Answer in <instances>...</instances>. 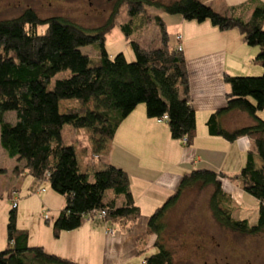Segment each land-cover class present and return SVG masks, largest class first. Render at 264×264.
Instances as JSON below:
<instances>
[{"label": "trees", "instance_id": "trees-1", "mask_svg": "<svg viewBox=\"0 0 264 264\" xmlns=\"http://www.w3.org/2000/svg\"><path fill=\"white\" fill-rule=\"evenodd\" d=\"M121 6H126L129 17L139 18L137 23L130 21L121 26L134 54L131 62L123 53L110 56L106 49V36L116 26ZM145 6L189 21H210L220 31L238 30L245 43L260 48L255 60L263 68L261 76H226L230 88L226 107L207 121L212 136L230 142L250 138L262 167H256L250 152L237 175L228 176L209 168L195 170L182 178L176 193L149 217L147 233L156 235L157 251L143 263L178 264L161 239L166 215L187 189L213 188L209 207L215 222L225 231L243 235L264 233V121L257 116L264 111V6L255 8L250 19L244 20L236 15V7L221 14L200 0H175L168 4L120 0L110 19L91 32L59 16L40 19L32 9L14 19L0 20V146L9 158L24 162L22 167L13 169L14 174L26 172L36 180L47 181L64 198L65 206L51 224L55 239L80 228L85 219L92 220L102 211L109 227L131 231L140 209L130 193L128 174L110 165L95 172L90 181L88 174L80 170L75 147L65 143L63 130L65 126L88 130L97 153L113 139L122 121L144 104L148 118L168 116L172 139L186 140V146L193 143L196 114L190 101L182 51L170 43L159 16L154 20L160 30L158 48H143L129 40L133 32L152 22ZM42 27L45 29L40 32ZM93 45L97 46V59L83 52ZM71 101L78 105L63 112L62 103ZM90 104L93 106L89 107ZM232 111L245 112L254 124L234 131L223 129L220 117ZM8 114H13L14 121L6 120ZM0 174H6V170L0 169ZM222 179L241 184L242 190L257 200L256 223L233 216L232 199L224 192ZM109 192L115 198L109 199ZM120 196L125 198L123 205L116 201ZM6 240L0 264H79L47 253L42 246H30L28 232L17 228L13 207L8 215Z\"/></svg>", "mask_w": 264, "mask_h": 264}, {"label": "crops", "instance_id": "crops-1", "mask_svg": "<svg viewBox=\"0 0 264 264\" xmlns=\"http://www.w3.org/2000/svg\"><path fill=\"white\" fill-rule=\"evenodd\" d=\"M200 1L221 14L236 7V15L244 20L250 19L255 8L264 6V0ZM159 17L165 25L170 43L176 46V37L181 36L190 101L196 114L193 143L186 146L181 140L172 139L167 122L159 123L148 118L146 107L140 105L122 121L115 136L104 144L102 151L94 153L89 138L80 143L73 140L66 143L75 147L80 170L88 174L90 181L95 172L110 165L124 170L129 176L130 193L134 204L140 209V217L129 232L122 231L119 226L109 227L104 220L85 219L80 228L64 232L57 239L53 237L52 229L49 232L42 223L37 222L34 233H42V237L46 238L38 241V235H31V231H28L29 245H39L38 242L50 244L53 251L50 254L79 264H141L138 261L140 251H152L156 241V235L147 233L149 217L176 193L184 176L203 168L228 176L237 175L245 166L250 152L253 153L256 167H262L250 138L241 137L230 142L210 135L207 127L209 117L226 107V97L230 91L225 82L226 76H259L263 73L261 64L255 60L260 48L245 43L238 30L220 31L210 21H189L180 15L162 11ZM156 40V45L151 48L160 46V40ZM258 113L257 116L264 121V114ZM219 123L223 129L234 131L252 126L254 120L245 112L232 111L222 115ZM73 131L84 137L88 130ZM7 157L0 146V169L6 170V174H0V197L5 194L11 202L17 201V221L19 211L28 203L37 209L40 203L48 214L52 211L58 216L65 202L58 201L53 209L55 211L51 210L49 204L55 203L54 192L48 194L40 186L43 181L37 182L26 172L14 174L13 169L22 167L24 162H9L8 166L3 167L2 163ZM221 182L224 192L231 196L233 216L242 219L254 212L256 218L257 200L245 193L241 184H233L228 179ZM226 185L238 193L239 200L225 189ZM108 198L115 197L109 192ZM116 201L118 205H123L125 198L120 196ZM44 220L48 221L49 216ZM43 243L42 247H45Z\"/></svg>", "mask_w": 264, "mask_h": 264}, {"label": "rangeland", "instance_id": "rangeland-1", "mask_svg": "<svg viewBox=\"0 0 264 264\" xmlns=\"http://www.w3.org/2000/svg\"><path fill=\"white\" fill-rule=\"evenodd\" d=\"M119 1L0 0V20L14 19L20 16L26 9H32L40 19L59 16L91 32V30L104 25L110 19ZM154 1L168 4L175 0ZM145 8L147 13L152 17V22L147 24L143 30L133 32L129 40L135 41L143 47L151 48L156 45L157 38L160 40V30L154 20L155 16H160L161 11L148 6H145ZM118 10L115 19L116 26L106 36V49L110 56L113 57L119 53H123L130 60L129 62H131L134 61V54L130 44L125 40L121 26L128 24L130 21H133L132 24L137 23L139 18L129 17L126 6H121ZM44 29L42 27L40 32H43ZM176 42H178L177 37ZM83 52L96 59L99 56L97 46L95 45L84 48ZM77 105L75 101L66 102L61 105V110L64 112ZM92 106L93 104L89 105V107ZM140 106L145 107L144 104H140ZM262 113L264 114V111L258 114ZM6 120L14 121L13 114H8ZM91 137L89 131L84 134V137L83 135H77L70 126H65L63 130L65 143H71L72 140L73 142L78 141L80 143L87 141L86 139L88 138L91 140ZM9 162L16 163L14 159L11 160V158L7 157L2 166H8ZM40 186L48 194L54 192L47 181H43ZM225 189L231 192L236 200H239V195L235 190H232L227 185ZM212 193L213 188L194 187L185 190L178 203L171 208L164 219L165 232L162 235L163 239H161V242L165 243L172 250L174 259L178 264H264V233L259 235L232 234L222 229L215 222L209 207ZM53 194H55V203L49 204L51 210L55 209L58 201L59 203L65 202L61 195L56 192ZM12 203L5 194H3L2 198L0 197V252L4 251L7 245L6 226L9 211L12 209ZM45 214L49 216L48 221L44 220ZM56 217L57 214L52 211L48 214L47 210H44L40 203L38 209L28 203V205H23V208L19 211L17 228L26 230L27 232L31 231V235H34L36 234L34 233L36 230L34 225L40 222L45 226L43 228L50 232L51 224ZM245 217L250 219L251 223H256L254 212ZM45 238L42 237V233L38 235V241H43ZM31 243L33 244L34 241ZM38 243L39 245L36 244L35 246H42L43 242ZM43 244L45 245L43 248L47 253L53 252L51 251L52 245ZM156 251L154 248L147 253L143 252L138 261L143 264L144 259Z\"/></svg>", "mask_w": 264, "mask_h": 264}, {"label": "built area", "instance_id": "built-area-1", "mask_svg": "<svg viewBox=\"0 0 264 264\" xmlns=\"http://www.w3.org/2000/svg\"><path fill=\"white\" fill-rule=\"evenodd\" d=\"M177 40H178V43H177V45H176V49L178 50V51H182V45L180 44V41H181V36H177ZM168 120V116H163L162 118H160V119H158L157 121L159 122V123H163V122H166ZM185 141L186 140H183L182 142L183 143H185ZM16 206H17V201L16 200H14L13 201V204H12V207L13 208H16ZM105 216H106V213L104 212V211H102L101 213H97V214H95L94 216H92V221L93 220H96V219H99V220H104V218H105ZM44 218L45 219H47V215L45 214V216H44ZM91 218V217H90ZM89 220V219H88ZM109 230V229H108ZM111 231V230H110Z\"/></svg>", "mask_w": 264, "mask_h": 264}]
</instances>
